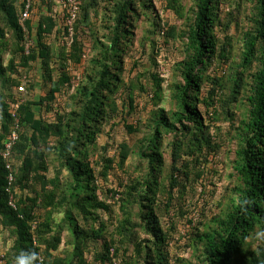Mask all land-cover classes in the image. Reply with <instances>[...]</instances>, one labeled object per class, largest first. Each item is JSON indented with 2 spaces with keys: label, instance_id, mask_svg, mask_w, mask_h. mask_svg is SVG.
I'll list each match as a JSON object with an SVG mask.
<instances>
[{
  "label": "trees",
  "instance_id": "obj_1",
  "mask_svg": "<svg viewBox=\"0 0 264 264\" xmlns=\"http://www.w3.org/2000/svg\"><path fill=\"white\" fill-rule=\"evenodd\" d=\"M244 1V7L237 3L235 9L237 16L240 10L244 13L247 22L240 31L236 62L231 61L229 45L218 36L229 29L219 16L220 0H193L187 10L179 0L166 1L186 24L185 32L178 34L185 39L183 60L175 66L179 80L167 82L168 110L155 108L144 123L124 126L141 138L135 151L120 144L119 162L114 164L102 155L100 163L91 159L98 157L99 150L106 152L97 138L105 126L115 125L121 92L133 110L134 91L145 89L139 81L124 82L121 74L132 31L141 15H151L150 0H80L69 46L63 41L66 28L59 30L49 15L42 16L34 31L35 47L27 55L17 21L21 2L0 0V144L13 124L9 102L23 95L17 91L19 80L12 75L39 63L47 89L35 101L21 99L16 109L18 139L11 186L0 157V230L12 237L2 264H13L24 249L38 251L43 264H112L111 250L118 264H174L177 260L171 256L162 219L171 220L174 203L183 201L187 186L197 183L209 159L218 156L222 129L215 125L219 121L227 122L233 131L231 184L218 203V212L201 229H194L187 245L197 264H264V239L258 238L264 232V0ZM99 8V16H104L100 37L91 20ZM25 27L32 31L30 20ZM153 27L160 28L155 22ZM81 29L87 30L92 42L88 53L77 38ZM54 34L63 41L61 46L48 42ZM3 54H8L6 61ZM83 56V76L81 80L76 76L79 80L73 87L67 69L80 65ZM214 62L227 66V75L208 74ZM151 77L158 106L166 80ZM33 85L29 82L25 87L32 90ZM66 90H72L67 110L52 121L43 119L40 111L51 110L56 96ZM131 153L138 160L135 169L139 172L119 186L121 191H108L115 211L101 198L100 183L107 181L113 166L123 171ZM92 163L101 171L94 170ZM11 194L14 208L8 204ZM64 234L70 250L57 255Z\"/></svg>",
  "mask_w": 264,
  "mask_h": 264
},
{
  "label": "rangeland",
  "instance_id": "obj_2",
  "mask_svg": "<svg viewBox=\"0 0 264 264\" xmlns=\"http://www.w3.org/2000/svg\"><path fill=\"white\" fill-rule=\"evenodd\" d=\"M49 1H46L44 4L40 3V0H37L35 8L30 15V22L32 24L31 33L34 41L36 40L34 31L42 16H56L54 19L55 27L62 30L63 21L60 20L62 13L59 12V9L55 5V1L57 0H53V4L51 3V10H49L50 7L47 5ZM166 1L167 0H150L152 6L150 8L151 15L140 16L137 27L132 31L133 39L129 51L123 56L122 79L126 83L139 81L145 89L144 91L139 89L134 91L133 110L128 109L127 104H125V102H127L126 94L123 91L121 92L119 101L117 102L120 106L119 114L113 120L115 125L112 127L105 126L103 133L97 138L98 146L105 148L106 152L103 153L99 150L98 157H94L91 160L100 163L99 156L102 155L108 157L109 160L111 159L114 164H117L119 162V145L126 144L131 151H135L136 144L141 138L140 133L129 134L124 126H137L140 122L144 123L148 119L150 112L155 108L161 107L165 110L170 108L168 104L170 102V93L166 86L169 81L179 80V76L175 75V66L183 60V41L185 39L178 34L182 33L183 30L185 32L186 24H183V21L178 19L174 12L167 7ZM179 1L184 7V10L189 9L193 4V0ZM220 3L221 11H219V16L223 18V23L227 22L229 24V29L226 34L219 33L218 36L221 38L222 42L229 45L230 49H227L231 52V61L236 62L239 58L240 31L242 28H246L247 22L242 18L244 13L240 10L237 16L235 9L237 3L244 7L245 1L220 0ZM100 11L101 8L98 9V16L93 15L91 17L99 37L102 36L104 32V16H99L101 13ZM103 12L104 11H102V13ZM230 14H232V16ZM232 17H235V19H232ZM153 20L160 26L159 29L153 27ZM163 30L164 34H162ZM77 33L78 41L88 53L92 42L88 37L87 30L81 29ZM165 33L167 34L165 35ZM223 35L226 36V39ZM58 37L59 36L55 34L51 35L48 38V42L54 46H61L63 41L57 40ZM7 58L8 54H3V60L6 61ZM85 61L86 60L83 58L80 65L71 63L72 66L67 69L73 76H71L73 87L77 85V81L79 80H77L76 76H79L80 80L82 79ZM31 66L32 67L27 72L19 69L21 75L13 74L12 77L20 81L22 77L26 76L30 82L34 84L32 90L26 87L24 88L21 99L23 100L26 97H30L35 101L39 97H42L47 92V89L42 83V71L39 63H33ZM214 71H217L219 76H222V74L227 75L228 67L214 62L209 68L208 74H213ZM151 75H158L159 78L163 77L166 80L162 84L163 99L158 103V106L154 104V81H152ZM205 88L206 84L202 97L205 96ZM14 92L15 89L13 90V95H15ZM71 92L72 90H66L64 95H57L56 99L52 102L51 110H41L40 113L38 109H36V111L43 119L52 121L57 113L67 110L68 96ZM18 97L19 96L15 98ZM123 101L124 103H121ZM11 104H13V101L9 102V105ZM121 104H123V106ZM200 109L202 110V106H200ZM239 115L240 111L235 112L237 120L240 119ZM207 123H209V121H207ZM215 126L221 127L222 129L220 134L221 150L218 156L214 159H209V162L204 166L202 178L197 181V183H192V186H187L183 201L181 200L180 202L177 201L174 203V207L171 209L173 213L171 214V220L168 218L162 219L164 231L170 238L168 243L171 256L177 260H174V264H197L198 260L195 254L192 253V249L187 245L189 235L193 234L195 228L201 229L202 224L218 212V203L223 202L225 189L231 184L229 174H231L232 170L229 165L230 160L233 159V152L235 149V142L231 137L233 131L229 127V124L224 121L217 122ZM137 164L138 160L136 156L134 153H131L127 158L123 171L113 166L114 169L109 172L107 181L100 183L102 190L101 198L108 201L115 211L117 207L114 205L112 195L109 194L108 191H121L119 186L125 184L130 177L135 176L136 171L139 172L135 169ZM92 167L97 172L101 171L100 166H98V168L94 164ZM103 219H105V217H103ZM141 235L144 237L143 234ZM11 238L12 237H10L6 230H0V264H2V257L7 253L12 244ZM65 239H67L66 234L63 235L62 241L64 243L60 246L56 253L57 255H62L65 251L70 250V246L66 245Z\"/></svg>",
  "mask_w": 264,
  "mask_h": 264
},
{
  "label": "built area",
  "instance_id": "obj_3",
  "mask_svg": "<svg viewBox=\"0 0 264 264\" xmlns=\"http://www.w3.org/2000/svg\"><path fill=\"white\" fill-rule=\"evenodd\" d=\"M22 8L19 12L17 17L18 25L22 28V32L24 33V40H23V50L24 53L27 55L29 54L35 47V41L33 40L32 33L28 31L25 27V23L30 20L31 13L33 12V5L35 0H20ZM56 7L59 9V12L62 13L60 20L63 21V26L66 28L65 33H67V37L64 38L63 41H66L67 46L71 43L72 38V31H73V23L76 20V14L80 6V0H57L55 1ZM53 20L56 16H49ZM84 58V56H83ZM78 80V77H77ZM20 84L17 87L18 92H24L25 85L30 82V80L24 76L20 79ZM78 82V81H77ZM75 82V83H77ZM21 99L15 100V103L10 105V114L13 119V124L11 131L7 138L0 144V157L5 162V170H7V182L8 185L11 186L14 180V175L12 171V158H13V148L16 144L18 139V118L16 116V109L18 105L21 103ZM9 206L14 208V199L13 195L11 194L8 200ZM110 258L112 264H118L117 260L114 258L113 250L110 251Z\"/></svg>",
  "mask_w": 264,
  "mask_h": 264
},
{
  "label": "clouds",
  "instance_id": "obj_4",
  "mask_svg": "<svg viewBox=\"0 0 264 264\" xmlns=\"http://www.w3.org/2000/svg\"><path fill=\"white\" fill-rule=\"evenodd\" d=\"M258 238L264 239V232L259 233ZM13 264H43V262L38 251L24 249L14 257Z\"/></svg>",
  "mask_w": 264,
  "mask_h": 264
}]
</instances>
